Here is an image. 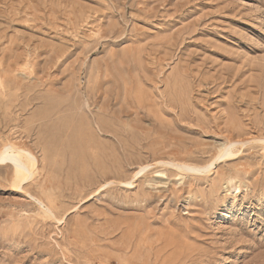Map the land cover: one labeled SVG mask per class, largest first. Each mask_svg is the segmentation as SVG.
Masks as SVG:
<instances>
[{
    "label": "rangeland",
    "instance_id": "1",
    "mask_svg": "<svg viewBox=\"0 0 264 264\" xmlns=\"http://www.w3.org/2000/svg\"><path fill=\"white\" fill-rule=\"evenodd\" d=\"M7 145L0 264H264V0H0Z\"/></svg>",
    "mask_w": 264,
    "mask_h": 264
},
{
    "label": "bare ground",
    "instance_id": "2",
    "mask_svg": "<svg viewBox=\"0 0 264 264\" xmlns=\"http://www.w3.org/2000/svg\"><path fill=\"white\" fill-rule=\"evenodd\" d=\"M225 142H228V143L227 144L223 143L224 149L222 152H220L221 154H219V156L216 157L214 162L208 164L205 167H199V166H195V165L194 166L193 165H187V164H182V163H180V164L175 163L173 165L176 166L177 169H181V170H184L187 172H196V173L197 172L198 173L208 172L215 165V162H218V161L222 160L223 158H227L230 156L232 157L235 154L233 151V148L236 146V144H238V143L241 144L240 141H231V140L228 141V139ZM9 163L14 166L17 177L21 178V181L26 182L32 176H34L33 173H34V169L37 165V159H36L35 155H33L31 152H29L27 150L17 148V147L12 146V145H7V146H5L3 151L0 153V165H5V164H9ZM166 164H168V162ZM146 169H147V167L141 169L140 173H138V174H141ZM23 183H21V184H23ZM132 183L133 182L131 181V183L129 182V183H127V184L125 183V184L128 186H132L133 185Z\"/></svg>",
    "mask_w": 264,
    "mask_h": 264
}]
</instances>
